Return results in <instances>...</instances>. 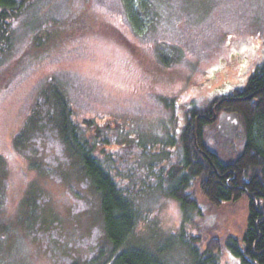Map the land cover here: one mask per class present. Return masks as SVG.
Masks as SVG:
<instances>
[{
	"label": "rangeland",
	"instance_id": "374dc122",
	"mask_svg": "<svg viewBox=\"0 0 264 264\" xmlns=\"http://www.w3.org/2000/svg\"><path fill=\"white\" fill-rule=\"evenodd\" d=\"M23 4L0 27V264L107 263L98 250L109 246L99 196L70 158L55 118H44L60 88L75 120L94 119L103 130L132 128L133 139L96 153L106 157L111 151L115 165L133 173L128 184L142 190L136 202L144 214L138 237L169 252L178 244L169 235L178 232L184 213L154 173L179 160V145L166 143L178 138L187 107H207L243 89L264 61V0ZM35 110L37 123L30 124ZM203 130L204 142L221 160L240 153L242 134L224 140L213 124ZM190 191L200 210L185 230L200 238L201 249L217 238L220 263L240 264L224 240L245 232L246 197L214 207L198 179ZM186 253L176 246L169 258L186 262Z\"/></svg>",
	"mask_w": 264,
	"mask_h": 264
},
{
	"label": "trees",
	"instance_id": "16d2710c",
	"mask_svg": "<svg viewBox=\"0 0 264 264\" xmlns=\"http://www.w3.org/2000/svg\"><path fill=\"white\" fill-rule=\"evenodd\" d=\"M23 1L0 0V27L6 28L8 19L23 7ZM245 85V89L219 96L207 107H187L186 123L180 128L178 138L166 143L179 145L180 158L169 165H159L154 173L166 182L161 187L163 193L176 199L184 213L178 232L169 235L178 242L172 248L182 246L187 251V260L182 263H175L169 258L172 248L167 252V247L160 243L151 247L138 237L137 228L144 214L136 198L142 190L128 184L133 173L128 174L117 167L115 163L118 159L111 151L105 153L106 157L96 153L97 148L133 139L132 128L127 130L115 126L103 130L94 119L79 122L74 119L71 103L63 90H55L51 109L44 118L48 121L55 118L60 139L70 158L78 162L81 174L99 196L102 228L109 245L108 248H98L103 259H107L104 264H221L220 240L211 238L201 249L196 245L200 238L185 230L192 212L199 213L200 210L190 191L197 179L201 193L214 207L222 203H237L246 197L249 211L246 230L241 238L227 236L224 246L239 258L240 264H264V61L249 76ZM226 96L236 98L226 99ZM215 104L216 117L211 118ZM221 110L238 113L240 127L236 137L242 134L243 138L240 153L228 161L221 160L203 139V127L207 124L215 127ZM38 117L35 110L27 122L36 124ZM215 132L218 135L216 128ZM21 138L20 133L14 141ZM151 166L152 163L148 162V172ZM97 258L99 256L92 261Z\"/></svg>",
	"mask_w": 264,
	"mask_h": 264
},
{
	"label": "water",
	"instance_id": "95a60500",
	"mask_svg": "<svg viewBox=\"0 0 264 264\" xmlns=\"http://www.w3.org/2000/svg\"><path fill=\"white\" fill-rule=\"evenodd\" d=\"M197 120V118L195 119ZM196 125V124H195ZM217 133L228 140H232L236 136V132L240 127V120L237 112L222 111L217 117L216 123Z\"/></svg>",
	"mask_w": 264,
	"mask_h": 264
},
{
	"label": "flooded vegetation",
	"instance_id": "af4514ba",
	"mask_svg": "<svg viewBox=\"0 0 264 264\" xmlns=\"http://www.w3.org/2000/svg\"><path fill=\"white\" fill-rule=\"evenodd\" d=\"M246 86V85H245ZM245 86H244V89H245ZM227 95H230V94H227ZM227 97V96H226ZM225 97V98H226ZM234 98H236L235 96H231V97H227L226 99H234ZM220 102H222V101H220ZM220 102H218L217 104H220ZM217 104H215L214 106H213V109H212V117L211 118H214V117H216V110H215V108H216V105ZM222 111H224V110H221V112Z\"/></svg>",
	"mask_w": 264,
	"mask_h": 264
}]
</instances>
